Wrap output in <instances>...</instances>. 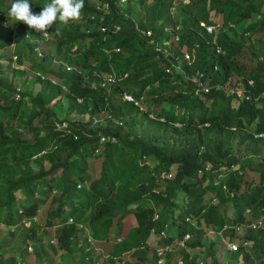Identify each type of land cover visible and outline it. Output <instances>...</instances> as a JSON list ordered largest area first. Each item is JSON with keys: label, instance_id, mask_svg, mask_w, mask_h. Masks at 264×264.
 Listing matches in <instances>:
<instances>
[{"label": "trees", "instance_id": "trees-1", "mask_svg": "<svg viewBox=\"0 0 264 264\" xmlns=\"http://www.w3.org/2000/svg\"><path fill=\"white\" fill-rule=\"evenodd\" d=\"M10 2L0 0V224L21 242L7 258L0 245V264H28L29 245L36 264H100L107 246L110 264H264V0H83L77 18L42 33L12 22ZM15 25L33 55L24 90L6 76L26 72L5 52L14 43L25 65Z\"/></svg>", "mask_w": 264, "mask_h": 264}, {"label": "rangeland", "instance_id": "rangeland-1", "mask_svg": "<svg viewBox=\"0 0 264 264\" xmlns=\"http://www.w3.org/2000/svg\"><path fill=\"white\" fill-rule=\"evenodd\" d=\"M218 27H216L217 29ZM5 31H2L0 29V42H2L3 40V34H4ZM14 36H15V39H16V42L18 44V49H17V52L21 51L23 48L25 49L26 53H25V58H26V63L25 65H20L19 62H18V59H16V45H12V47L10 46L8 49L5 50L7 56L13 58V65L16 66V69H21V70H25L26 72L25 73H22V74H18V75H14L13 72L11 70H8L7 73H6V76L11 80L13 81L14 83V86L18 87L20 86L22 90H24L25 88L27 87H32V84L31 82L29 81L28 83L25 82V80H29L31 77H34V72L29 68L30 67V63H31V58L33 57L32 54H30V45L31 43L29 42V40L27 38L24 37V32L22 29H19L16 27V25L14 26ZM29 42V46H27V43ZM42 48L46 47L45 45H43L42 43ZM48 48V46H47ZM3 49L1 50L0 49V54L2 53ZM246 62L249 66H254L255 62L254 61H250L248 59H246ZM3 67L6 68V66H8L9 62L8 60H4L3 61ZM12 65V67H13ZM20 81V82H19ZM58 79H55V82H57ZM39 87L40 85H36V87ZM125 98V96H124ZM145 107H147V105L144 104ZM71 118L75 119V118H79L81 116H75V115H71L70 116ZM87 118V116H86ZM140 118H142V115H140ZM60 125V124H59ZM68 125V122H65L63 123L62 125L60 126H67ZM32 136V132L29 128H24L23 129V137L28 139V138H31ZM105 141V140H103ZM148 164L150 165H154L156 163V161L153 159V158H149L148 161H147ZM100 165H101V160H96V168L97 170L100 169ZM174 170V174H175V168L173 169ZM246 181H250V182H257L258 181V175L256 173H253V172H249L247 177H246ZM17 196H21V193H17ZM210 196V195H208ZM207 196V197H208ZM49 199V198H48ZM134 207V206H132ZM42 208V209H41ZM51 205L49 203H47L46 205H44L42 207V204L40 205V212L37 216V220L38 222L43 225L46 218H47V214H48V211L51 209ZM232 208V205L230 204L229 206V209ZM230 214H232V211H230ZM72 221V219H71ZM135 225V220H134V217L133 215H129L125 221H124V232L126 233L131 227H133ZM26 226H29V222L26 223ZM46 230V227L43 226ZM55 227V226H54ZM48 228L47 230H49L51 233L53 232V229L55 228ZM15 231V227H11V226H8V225H2L0 224V242H2L0 245L3 246L5 248L4 250V258H7L9 256H13V255H16L17 254V249L15 248L17 246V244H20L19 242H21V240L19 239V236H20V231L19 229H17L15 231L16 233V237H13L12 238V233H10L11 231ZM244 233H245V230H244V227H241L238 231V235L240 237L244 236ZM112 237V236H111ZM153 239H152V246H157V236L156 235H152ZM52 239H54V235L51 237ZM208 239H215V240H218L220 241L219 243V247L221 249V256L224 252V248L222 246V242L225 244V241H224V238L223 236L220 234V233H214V232H210L208 234ZM112 241L114 240V237H112L111 239ZM209 240H206V242H208ZM4 242H10V247L6 246L4 244ZM226 243L228 244V248L232 249L233 251H235V249L231 248V246H233V244H236L238 245V247H240V243L239 242H236L234 241V243H231L228 239L226 240ZM184 244V243H183ZM8 245V244H7ZM226 245V244H225ZM224 245V246H225ZM31 246L32 245H29L27 251L25 252V262H27L28 264H36V261H35V257L33 254H30V252H32L31 250ZM108 248V246L106 247V249ZM106 249L105 251H103V257L107 259V256H106ZM237 250V249H236ZM192 252H200L199 249H195L193 250ZM99 254H100V251H99ZM100 259V264H110L108 261H106L105 259ZM258 263V261H257ZM223 264H242V261H239L238 263H235V262H232V261H229V260H226V261H223ZM259 264V263H258Z\"/></svg>", "mask_w": 264, "mask_h": 264}, {"label": "clouds", "instance_id": "clouds-1", "mask_svg": "<svg viewBox=\"0 0 264 264\" xmlns=\"http://www.w3.org/2000/svg\"><path fill=\"white\" fill-rule=\"evenodd\" d=\"M82 7L83 0H49L43 4L39 13H33L29 0H11L6 15L12 18V22L23 21L30 28L42 33L55 21L67 24L70 20L77 18ZM251 227L254 228L253 224Z\"/></svg>", "mask_w": 264, "mask_h": 264}, {"label": "built area", "instance_id": "built-area-1", "mask_svg": "<svg viewBox=\"0 0 264 264\" xmlns=\"http://www.w3.org/2000/svg\"><path fill=\"white\" fill-rule=\"evenodd\" d=\"M206 29H207V31L208 32H213L215 29H216V27L214 26V25H206ZM148 33H150V31L148 32ZM177 40H178V37H177ZM37 52H38V54L40 55V56H42V51H41V49L39 48V47H37ZM186 57L188 58L189 56L188 55H186ZM109 79H112V81H115V78L114 77H109ZM201 85H203V84H201ZM204 87V86H203ZM204 90L205 91H208V89H206V88H204ZM230 93L231 94H236V95H238V96H240V97H244L245 96V94L243 93V91L242 90H238V91H236V90H232V91H230ZM124 96H125V98H124ZM246 97V99H249L250 97L249 96H245ZM123 98L125 99V100H128V101H132V102H136V100H135V98H134V96L133 95H131V94H128V93H124L123 94ZM137 103V102H136ZM60 125H62V124H60ZM59 125V126H60ZM68 126V125H67ZM67 126H60L61 128L62 127H67ZM262 136V135H261ZM103 140H105V138H103ZM262 225V221H258V222H255V223H253V227L254 228H256V227H258V226H261ZM188 237H190V236H187V238ZM231 248H233V249H238V245H236V244H233V246H231Z\"/></svg>", "mask_w": 264, "mask_h": 264}]
</instances>
